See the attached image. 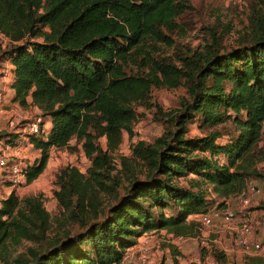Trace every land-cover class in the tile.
I'll use <instances>...</instances> for the list:
<instances>
[{"label":"trees","instance_id":"1","mask_svg":"<svg viewBox=\"0 0 264 264\" xmlns=\"http://www.w3.org/2000/svg\"><path fill=\"white\" fill-rule=\"evenodd\" d=\"M260 2L244 43L221 52L213 35L204 50L182 57L178 66L151 59L144 45L149 39L170 41L164 29L176 26L187 0H0V31L10 40L0 58L12 64L13 100L37 106L51 123L44 137L29 135L40 155L27 165L25 183L43 171L51 147H64L73 137L91 162L87 174L76 166L57 173L54 193L66 214L51 233L50 214L38 196L20 199L12 188L0 198V246L7 240L35 242L5 264H117L145 230L193 233L197 222L189 217L210 207L207 184L226 200L251 176L264 178L252 168L264 160ZM138 50L150 69L129 73L126 63ZM182 80L190 99H181L178 108L165 111L151 101L152 87H176ZM135 104L155 107L166 130L153 141L138 140L130 157H120L127 183L118 193L120 176L111 173L108 150L117 148L123 131L133 135ZM197 114L203 126L232 118L239 133L226 142L217 140L218 131L189 136L188 121ZM100 136L105 150L97 143ZM101 191L115 201L103 205ZM177 254L171 264H200L182 262ZM223 255L214 253L216 259Z\"/></svg>","mask_w":264,"mask_h":264},{"label":"rangeland","instance_id":"2","mask_svg":"<svg viewBox=\"0 0 264 264\" xmlns=\"http://www.w3.org/2000/svg\"><path fill=\"white\" fill-rule=\"evenodd\" d=\"M187 1L189 7L175 18L176 26L172 30L164 29V33L168 35L170 41L149 39L145 42V51L151 59H165L181 66L182 57L189 55L193 51L204 50L206 45L213 40V35H216L221 41V52L236 47L244 43L249 32V18L261 7L260 0ZM4 45L6 44H1L0 53ZM134 57L133 59L129 58L126 63V70L129 73L144 72L150 69V64H145L147 60L143 58V52L141 53L140 50L136 51ZM0 67L3 68L2 63H0ZM226 87L228 88V86ZM150 95L151 101L160 105L165 111H173L178 108L181 99H190L187 86L183 80L176 87H152ZM14 107L16 109L14 115L17 120L14 121L13 126L8 127L9 129L6 128L8 129L7 132H3V134H9L10 136L15 133L16 126L21 125V120L23 119L21 116L32 117L37 113H41L40 110L34 107L19 104L18 101H16ZM135 109L136 121L133 124V135L131 136L126 131H123L117 148L108 150L114 167L111 173H117L120 176V185L117 187L118 193L124 192V186L127 183L125 168L120 162V157H130L132 145L138 140L153 141L166 130V123L156 116L155 107L135 104ZM17 115L18 117H16ZM47 120L46 126L50 121L48 118ZM210 131L219 132L217 138L219 142L233 139L239 133V129L232 118H225L223 122L214 126L201 125V119L198 114L188 121L187 135L189 136H202ZM97 143L102 149H107L105 136L98 137ZM19 150L18 152L24 157L26 164L32 163L40 155L39 150H37L39 154L37 156L25 155L29 150L36 152L35 148L33 149L32 145L26 141L21 142ZM90 163L81 141L73 137L64 147L50 148L49 157L43 171L33 181L16 184L10 188L9 181L0 179V198L6 197L12 188H15L20 199L28 195L38 196L50 214L51 226L48 229V233H51L52 230L57 229L59 218L63 220L64 214H66L60 207L54 193L58 187L56 182L57 173L65 166H76L82 173L87 174ZM252 168L264 173V160H257ZM188 176L194 177L193 174ZM180 182L184 185L188 183L186 177H181ZM247 182L255 184L260 191L254 195L249 193L250 199L246 206H241L235 194L223 200L222 197L212 190V187L209 189L207 186L205 187L210 206L208 211L212 212L217 209L218 212H221L227 207L232 208L235 211V216L230 223L223 221L219 216H215L210 225H203L195 219L197 222L196 229L194 226L195 231L194 229L192 230L195 233L176 234L167 229L156 230L153 240L149 244L151 248L148 251L134 247L132 264H138L142 253L147 255V264H171L174 250L178 253L177 257L182 262L196 261L204 264L208 257L219 251L224 255L219 257L217 264H264V178L251 176ZM107 183H111L108 178ZM100 198L103 205L115 201L112 195L105 191L100 192ZM165 211L170 213V210L165 209ZM247 217L252 220L251 228L254 236L261 241L262 248L258 251L244 252L234 244L232 239L230 225L243 223ZM180 235L182 238L179 239ZM34 243L25 239L18 242L7 240L4 247L0 246V264H5L4 261L13 262L12 259L14 257L20 252L26 253L28 247L34 246Z\"/></svg>","mask_w":264,"mask_h":264},{"label":"built area","instance_id":"3","mask_svg":"<svg viewBox=\"0 0 264 264\" xmlns=\"http://www.w3.org/2000/svg\"><path fill=\"white\" fill-rule=\"evenodd\" d=\"M9 43L10 40L8 37L2 31H0V46L1 44H6L3 47L5 48ZM6 99V91L0 85V108ZM16 117H18V115ZM21 117L23 118L21 120V125L16 126V129L18 130H14V132L17 133L15 137H13L12 134V136L6 134L0 138V179L9 181L10 185L12 186L26 182L28 165L25 163L26 161L24 160V157L17 152L15 147L19 146L23 141L31 144L28 141L29 135H40L44 137L47 130H45V127L47 128L45 125L47 123V119L41 113H37L32 117L26 115ZM206 186L208 189L211 188L210 184H207ZM259 191V188H257L255 184L247 182L246 186L237 192L235 196L239 199L241 206H246L250 199L249 193L254 195ZM215 216H219L223 221L230 223L234 219L235 211L232 208L227 207L221 212H218L217 209H214L212 212L206 211L191 215L193 219L200 221L203 225H210ZM251 221L252 220L247 217L243 223L230 225L234 244L244 252L258 251L262 248L261 241L256 236H254L251 228ZM155 231L156 230L143 231L138 236L140 240H138V242L136 241L132 246L126 248L122 260L117 264H132V254L134 247L148 251V249L151 248L149 244L153 240L152 238ZM178 238L180 239L182 236L180 235ZM217 260L218 259H216V257L213 255L208 257L204 264H217ZM147 263V255L142 253L139 257L138 264Z\"/></svg>","mask_w":264,"mask_h":264},{"label":"crops","instance_id":"4","mask_svg":"<svg viewBox=\"0 0 264 264\" xmlns=\"http://www.w3.org/2000/svg\"><path fill=\"white\" fill-rule=\"evenodd\" d=\"M0 63H2L3 68L0 67V85L4 88V90L6 91V94L8 96V98L6 99V101L1 105L0 108V133L3 132H7L8 131V127L13 126V123L15 121V113H16V109H15V104L16 101L13 100V95H14V89L11 87V81L13 79V71H12V64L8 61V60H1ZM28 101H31V97H28ZM29 107H34L38 110H40L37 106L33 105V104H28ZM27 112V111H25ZM26 114V113H25ZM48 121V120H47ZM50 121L48 122L47 128L50 126ZM8 128V129H6ZM17 133L12 134L13 137H15ZM17 149V152L20 151L19 150V146L15 147ZM33 148V147H32ZM34 149V148H33ZM28 150V147H27ZM36 152L34 153V151H28L25 153V155L27 156H31V155H39L38 154V149H36ZM19 153V152H18ZM190 176H188L187 178H189ZM180 181V179H179ZM12 187V185L10 186V188ZM11 191V190H9ZM5 197V196H4ZM192 218V217H191ZM162 230V229H160ZM140 240L139 237H137L136 241Z\"/></svg>","mask_w":264,"mask_h":264}]
</instances>
